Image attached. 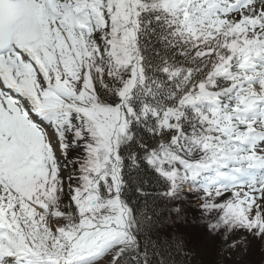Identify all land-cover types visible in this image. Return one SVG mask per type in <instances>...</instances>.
I'll list each match as a JSON object with an SVG mask.
<instances>
[{
	"label": "snow or ice",
	"instance_id": "6c2138e0",
	"mask_svg": "<svg viewBox=\"0 0 264 264\" xmlns=\"http://www.w3.org/2000/svg\"><path fill=\"white\" fill-rule=\"evenodd\" d=\"M257 245L264 0H0V264Z\"/></svg>",
	"mask_w": 264,
	"mask_h": 264
},
{
	"label": "trees",
	"instance_id": "16d2710c",
	"mask_svg": "<svg viewBox=\"0 0 264 264\" xmlns=\"http://www.w3.org/2000/svg\"><path fill=\"white\" fill-rule=\"evenodd\" d=\"M200 230L203 231L202 228ZM216 241H217V243H219L221 241V239L216 238ZM260 260H262V258H261V255H258V245H257L250 252L249 257H248V261H249V263L251 262V264H259Z\"/></svg>",
	"mask_w": 264,
	"mask_h": 264
},
{
	"label": "rangeland",
	"instance_id": "374dc122",
	"mask_svg": "<svg viewBox=\"0 0 264 264\" xmlns=\"http://www.w3.org/2000/svg\"><path fill=\"white\" fill-rule=\"evenodd\" d=\"M216 245L217 246L219 245V243H217V241H216ZM248 255H247V257H248ZM258 255H263V259L259 261V264H264V253H263V249H261L259 246H258ZM247 257H246V264H251V262L249 263V261L247 260ZM229 262H231V261H229ZM229 262H228V264H229Z\"/></svg>",
	"mask_w": 264,
	"mask_h": 264
},
{
	"label": "bare ground",
	"instance_id": "6f19581e",
	"mask_svg": "<svg viewBox=\"0 0 264 264\" xmlns=\"http://www.w3.org/2000/svg\"><path fill=\"white\" fill-rule=\"evenodd\" d=\"M217 239H220L219 237H217ZM250 254V253H249ZM249 257V255H248ZM248 257H247V260H248ZM261 258L263 259V255H261ZM229 264H231V262H229Z\"/></svg>",
	"mask_w": 264,
	"mask_h": 264
}]
</instances>
